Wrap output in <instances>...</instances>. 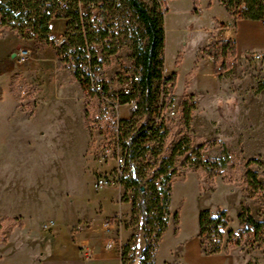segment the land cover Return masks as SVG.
Returning a JSON list of instances; mask_svg holds the SVG:
<instances>
[{
  "label": "rangeland",
  "instance_id": "rangeland-1",
  "mask_svg": "<svg viewBox=\"0 0 264 264\" xmlns=\"http://www.w3.org/2000/svg\"><path fill=\"white\" fill-rule=\"evenodd\" d=\"M142 1L151 8L152 0ZM159 8L162 10L163 5ZM166 8L165 68L173 65V71L176 62L182 65L171 91L170 109L174 113L170 109L162 113L169 134L158 159L169 156V149L183 136L190 139L192 147L201 145L205 158H221L222 146L231 155L222 167L224 173L214 177L194 171L183 161L184 156L175 158L177 172L171 177L168 225L163 238L156 240L152 234L155 243L151 262L175 264L170 258L173 233L179 229L182 236L190 234L197 228L199 210L210 209L214 214L217 210L227 213L220 252L227 249L236 264H264V227L259 232H244L237 219L245 203L256 221H264V191L247 186L243 166V159L257 158L260 163L250 168L264 182V53L261 59L243 60L222 75L211 72L212 67L201 62L195 70V54L204 40L198 29L210 24L212 14L224 16L225 10L218 4L212 11L202 9L197 14L193 0H168ZM217 33L215 27L212 40ZM204 34L208 38V32ZM13 37L18 39L10 28L0 26V64L5 65H0V180L10 183L4 185L9 189L3 192L16 199L26 213L44 206L48 198L61 217L66 212L91 218L99 215L101 225L116 226L117 248L123 251L129 243L124 264H133L139 259L145 239L142 231L135 230L133 194L119 184L114 115L88 100L79 85L78 97L67 77L58 75L56 65L41 73V63L55 54L48 44L33 45L37 50L28 61L17 62L13 52L23 42ZM205 47L197 57L212 62ZM130 54L128 41L121 38L118 52L105 59L103 78L111 81L120 68L131 66ZM189 82H196L194 89L189 88ZM198 84L209 87L202 89ZM12 86L20 89L19 99L11 91ZM183 98L193 106L187 126L178 106ZM118 113L124 118L131 116L127 106L119 108ZM214 139L219 143L211 144ZM100 179L104 182L101 187L97 186ZM124 194L126 201H122ZM118 204L123 206L120 211ZM92 223V219L84 220L79 225Z\"/></svg>",
  "mask_w": 264,
  "mask_h": 264
},
{
  "label": "trees",
  "instance_id": "trees-1",
  "mask_svg": "<svg viewBox=\"0 0 264 264\" xmlns=\"http://www.w3.org/2000/svg\"><path fill=\"white\" fill-rule=\"evenodd\" d=\"M105 18L112 21L115 32L107 36L104 29L86 26V38L80 29L71 27L69 39L60 47L55 48L58 68L66 69L84 92L87 99L95 96L96 92L90 87L88 77L75 68L79 60L85 59L88 50L92 57V65L104 67L107 57L116 54L119 50L120 39L128 41L131 50V66L120 68L113 80H105L103 71L94 72V78L102 83V91L110 98L117 97L120 105L136 100V108L128 119L114 122L116 149L121 151L123 164L119 167V184L124 190L132 192V216L136 221L135 230L143 232L144 247L139 259L133 264H153L151 262L154 248L153 237L158 240L162 237L168 225V202L171 188V177L177 172L175 158L184 156V162L198 173H207L208 176L223 174L222 167L229 161L231 153L222 146L221 158H205L202 155V146H191L187 136L180 138L172 148L169 156H162V149L169 130L161 117L162 113L173 105L171 91L173 90L177 70L165 75V30L164 14L167 11L163 0H152L149 8L142 0H105ZM197 1L193 0V9L197 10ZM226 11L234 19L247 18L262 20L264 17V0H219ZM163 9L160 10V6ZM127 11V12H126ZM76 19V16H74ZM220 26V25H219ZM13 29L18 26L12 25ZM38 32L41 43H48L44 38L47 32L45 20L40 21ZM95 45L101 47V54L97 55ZM213 63L216 74L222 75L230 71L236 60V48L232 39H214L204 48ZM178 63H175L177 66ZM133 76V93L126 95L115 89V82L122 83ZM16 99L20 97V89L11 87ZM85 98V99H86ZM84 99V100H85ZM183 113V120L187 126L192 104L183 98L178 105ZM84 116L88 121V110L83 108ZM214 139L211 144H218ZM117 150H114L116 156ZM149 153V157L147 154ZM154 158L153 162L150 161ZM259 164L257 158L243 159L247 186L251 190L264 191V182L258 180V175L251 170L252 164ZM183 179V177H182ZM231 181V180H229ZM167 183V184H166ZM166 188H161L165 185ZM264 197V196H262ZM122 201H126L125 194ZM240 227L244 232H259L264 227V221H256L250 213V207L242 203L237 215ZM6 221L11 225L21 226L22 222L17 217L0 219V230ZM228 218L225 210H217L214 214L210 209H201L198 212V238L203 254H215L221 251V229L227 227ZM137 235V234H136ZM136 235L132 236L135 240ZM4 238L0 234V241ZM129 243L123 248H118L124 264ZM226 249V248H225ZM227 253V249L224 250Z\"/></svg>",
  "mask_w": 264,
  "mask_h": 264
},
{
  "label": "crops",
  "instance_id": "crops-1",
  "mask_svg": "<svg viewBox=\"0 0 264 264\" xmlns=\"http://www.w3.org/2000/svg\"><path fill=\"white\" fill-rule=\"evenodd\" d=\"M163 2L167 6L168 0H163ZM218 4L224 8V16L212 14L210 24L199 27L198 30L204 38L202 46L212 41V37L206 38L204 33L214 30L216 27L218 32L216 39L230 38L235 43L236 60L233 66L241 64L243 60H257L246 57V54L252 51L264 53V25L262 20L234 19L219 0H198L197 14L202 9L212 11ZM204 30L208 31L204 32ZM200 50L195 54V70L197 63L201 62L212 67L211 72L215 73L212 62L206 60V57H197L198 53L201 52ZM0 65L5 66L4 64ZM51 65H56L54 69L59 71L58 75L63 73L67 77V82L69 80L71 85L77 89L79 97L78 83L68 71L58 68L55 54L50 61L41 63V73ZM181 65L180 61L174 68L177 70L176 80L180 77ZM172 68L173 65L168 69L165 68L166 73L172 72ZM104 75L106 76V72ZM195 85L196 82H191L189 88L194 89ZM198 85H201L202 89L209 87L205 84ZM4 185L8 186L10 183L6 180H0V218L17 217L20 218L22 225L5 224L0 230V234L4 238L3 241H0V264H123L118 248L114 244L108 246L110 241L114 240L115 225H101L99 223L100 216L96 214L95 218H91L78 213L72 215V212H66L61 217L58 215V210L55 209L57 206L49 203L48 198H46L44 206L39 205L32 212L26 213L20 203L16 202V199H12L10 195L8 196L5 194L6 192H3L9 189ZM122 207L118 204L117 211H120ZM91 219L93 220L91 225H79L80 222ZM170 256L176 261L175 264H236L231 253L219 252L209 255L202 253L198 238V222L197 228L186 236H182L179 229L176 234L173 233Z\"/></svg>",
  "mask_w": 264,
  "mask_h": 264
},
{
  "label": "built area",
  "instance_id": "built-area-1",
  "mask_svg": "<svg viewBox=\"0 0 264 264\" xmlns=\"http://www.w3.org/2000/svg\"><path fill=\"white\" fill-rule=\"evenodd\" d=\"M105 14V0H0V26L10 28L14 35L23 42L13 52L17 62L20 63L28 61L32 52L37 50L33 45L40 46L41 44V35L38 32L40 21L45 20L47 27V32L44 35L48 41L46 44L55 49L68 41L71 27L80 29L84 38L87 37L85 32L87 25L94 26L96 29L102 28L106 31L107 36H112L115 27L112 21L106 20ZM262 23L264 25V17ZM12 25L18 26V29H13ZM211 33L212 30L208 32V36L211 37ZM95 50L99 55L98 45H95ZM246 57L258 60L262 58V52H248ZM91 62L92 57L87 50L85 59L79 60L75 64V68L88 77L90 87L96 92L95 96L88 100L92 99L93 102L101 104L105 113H112L116 123L120 119H128L119 116L118 109L121 106H127L128 113L129 111L131 113L136 108V100L120 105L117 97H108L102 91L100 77L99 79L98 76L97 79L94 78V72H102L104 69L93 66ZM164 70L165 75H169L165 68ZM134 80H137L136 76L122 83L115 82V89L126 95L132 94V81ZM170 112L174 113L172 109ZM116 161L119 167L123 164L120 150H117ZM103 184L104 182L100 179L97 186L101 187ZM113 244L117 247L114 240L110 241L108 246Z\"/></svg>",
  "mask_w": 264,
  "mask_h": 264
}]
</instances>
